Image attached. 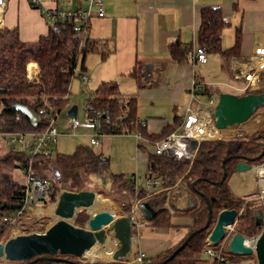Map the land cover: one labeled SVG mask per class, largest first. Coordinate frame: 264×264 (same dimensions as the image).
Returning <instances> with one entry per match:
<instances>
[{
  "label": "trees",
  "instance_id": "1",
  "mask_svg": "<svg viewBox=\"0 0 264 264\" xmlns=\"http://www.w3.org/2000/svg\"><path fill=\"white\" fill-rule=\"evenodd\" d=\"M90 20L91 18L87 21L81 19L57 21L53 26L48 27L45 35L29 43L19 39L16 29L0 28L1 131L11 133L44 131L47 121L38 115V110L42 108L45 100L56 115L68 109L70 84L75 77L80 79L84 74L86 56L96 54L101 60H105L112 52L107 40H95L89 37ZM229 26V22L223 17L219 7L203 8L200 11L196 42L197 47L205 48L206 53L218 55L222 71L231 77L230 61L240 59L241 30L240 27L235 29L233 45L223 49L222 32ZM77 27L82 29L76 31ZM168 52L173 61L177 64H184L191 57L192 47L173 42L169 45ZM33 64L38 70L37 79L30 81L27 78L26 68ZM78 67L79 71H77ZM128 75L136 80L138 87L146 86L147 82L142 81V67L136 65ZM248 94H264V90L247 91L244 95ZM86 104L89 107V110H86L89 117L96 118L99 114L96 126L98 135L139 134L148 144L152 145L174 132L173 127L167 125L159 134L149 135L144 122L137 118L136 98L121 96L116 82H102L87 99ZM22 109L36 114V122H33ZM175 121H178V124L181 123V120L175 119ZM263 146L264 122L250 139H219L201 142L192 162L157 157L152 152L148 154L149 174L153 180L161 183V188L172 187L177 181H181L199 199V207L185 215L190 220L188 235L196 233L182 251L165 264H211L209 260L202 259V250L218 213L223 210L236 211V220L233 225L236 229L235 233L245 238L259 233L254 223V212L261 207L256 194L235 197L231 192L229 181L239 162H245L250 166L264 162V156L258 159ZM138 148H141L140 144ZM102 160V156L96 154L90 146L79 145L71 155L67 156L60 155L54 150L50 158L35 156L31 159V175L44 177L51 181L53 193L49 201H54L58 192L56 182L43 175L41 170H46L47 167L54 168L61 175L58 182L62 188L78 192L83 186L80 176L97 175L103 163ZM29 161V156L24 152L11 154L5 150L0 151V243L9 237L11 231V226L2 223L1 219L19 210L22 206L24 187L12 179L10 171L18 169L20 165L26 167ZM110 180L112 184H118L121 189L130 190L131 197L142 199L141 201L150 205L156 212L152 221L154 227L160 229L171 227L172 215L164 206L165 192L151 194L145 190L144 186L137 185L135 188L131 178L124 175H111ZM116 206L120 214L119 206L117 204ZM99 210H101V204L95 212ZM209 211L211 220L209 226L205 228ZM87 219L88 217L81 212L74 223L82 228ZM23 230L26 233L25 231H30V227ZM183 241L173 248L148 258V264H164L163 262ZM217 246L224 245L220 242ZM225 255L228 262L239 259L227 250H225ZM56 258L60 261L37 258L38 260L33 264H121L116 262L88 263L72 256H57Z\"/></svg>",
  "mask_w": 264,
  "mask_h": 264
},
{
  "label": "crops",
  "instance_id": "2",
  "mask_svg": "<svg viewBox=\"0 0 264 264\" xmlns=\"http://www.w3.org/2000/svg\"><path fill=\"white\" fill-rule=\"evenodd\" d=\"M42 4L45 8L59 9L85 6L82 0H42ZM206 7H219L223 17L229 22L230 26L222 32V38L224 35L231 38L232 43L226 45L227 48L233 45L235 29L240 27V59L230 61V70L233 60L246 62L252 57L255 46L264 45V0H103L104 16L91 18L88 35L95 40H107L112 52L105 60L96 55L98 58H95L91 67L86 63L85 74H92L93 78L91 80L86 75L88 81L85 84L79 79L82 86L85 87L89 82H93L95 87L102 82H116L121 96L136 98L137 116L143 119L149 135L159 134L167 125L176 131L180 124L175 119H182L183 108L190 103L189 87L194 77L208 86L197 97L204 95L208 100L211 94L218 96L224 93L219 90L220 87L233 90L229 86L242 85V82L232 80L233 75L229 77L222 71L220 57L216 54L206 53L204 64L192 63L191 57L187 63L177 64L169 55L168 47L173 42L189 45L192 52L196 49L200 11ZM0 28L16 29L19 39L27 43L36 41L48 32L41 10L34 8L30 0H2ZM222 48L226 49L223 45ZM136 65L142 67V74L147 66L150 68V82L145 87H138L136 80L128 75ZM212 65L218 68L217 73H214L217 80H206L196 74V69H208ZM233 91L235 95H239ZM140 108H146L144 113L140 112ZM133 139L137 151V166L143 162L147 175L150 167L148 154L152 152V146L143 138ZM138 144L141 148H138ZM105 160L107 159L103 158L102 162L106 163ZM259 167L252 165L249 171L243 173L234 171L229 185L235 197L255 193L260 209L264 211V200H260L261 191L264 190L260 185L264 180L260 178L264 173L259 172ZM133 175L138 174H132L129 178ZM237 175L244 184L238 182ZM23 176L24 185L26 179ZM173 186L165 191L164 201L165 209L172 214L171 227L156 228L152 221L144 220L145 224L138 229V238L133 242L127 259L130 260L137 251L144 252L148 258L154 257L177 246L188 236L190 220L185 215L199 207V199L184 184ZM112 187L114 192H121L118 184H112ZM183 200L187 201L186 207L180 209L177 203ZM97 201L88 212L94 213L99 204L101 210L111 207L118 211L116 204L110 203L111 200L105 204L98 199ZM45 208L47 206L35 208L28 220L32 217H48L50 213L44 211ZM141 231L145 236L139 239ZM12 236L9 234V237Z\"/></svg>",
  "mask_w": 264,
  "mask_h": 264
},
{
  "label": "built area",
  "instance_id": "3",
  "mask_svg": "<svg viewBox=\"0 0 264 264\" xmlns=\"http://www.w3.org/2000/svg\"><path fill=\"white\" fill-rule=\"evenodd\" d=\"M85 6L82 7L77 5L74 9H59L57 7L45 8L42 4V0H30L32 6L37 7L41 10V14L46 21L47 26H53L57 21L81 19L87 21L88 19L96 16H104L103 0H82ZM2 0H0V5ZM82 28L77 27L75 30L80 31ZM191 60L195 64L206 63V50L203 47H196L191 54ZM27 78L31 80L37 79V67L34 64L32 70L29 65L26 68ZM232 80L242 82L241 86H229L235 90L239 95H244L247 91H255L264 89V45H257L254 47L252 57L246 62H238L233 60L231 62ZM150 68L147 66L142 74V81H150ZM80 81L86 83L88 78L84 75L81 76ZM205 85L198 77H194L189 87L190 103L183 108L182 119L177 130L172 132L166 138L152 143V153L157 157H163L170 160L181 161L187 160L192 162L196 156L197 149L203 141H215L219 139H238L245 138V136L252 131L255 125L251 122H255L253 115L246 123L234 128L233 134H227L223 131H219L214 126L212 114L202 110L198 104L194 103V99L204 91ZM217 101V95L211 94L209 96L208 104L213 105ZM86 110L89 107L86 106ZM38 115L42 116L47 121V127L44 131L33 133H11L3 132L0 130V151L5 150L8 153L16 154L24 152L29 156L30 161L26 167L20 165L18 168L20 171H25V184L23 185V197L22 206L19 210L4 216L1 222L9 224L11 226L10 235L15 236L16 230L20 228L22 221L28 220L31 213H34L35 208L45 207L54 205L57 196L54 201H49L52 195V184L51 181L44 177H35L31 175V159L35 156H44L50 158L54 154V145L58 137L59 129L56 124L57 115L52 112L48 103L43 101V106L38 110ZM97 114L96 118L89 117L86 114V121L80 123L76 117L68 118L67 124L68 129L74 134L75 130L91 129L95 131V135L90 140L91 146L98 145V133L96 132L97 126ZM18 119V118H16ZM251 123V124H250ZM248 124V125H247ZM244 125H247L244 127ZM257 126V125H256ZM252 127V128H251ZM136 140H140L139 134L134 135ZM195 141L197 143L196 148H192L190 143ZM140 177L133 175L131 177L134 187H137V183ZM145 183L144 188L151 194H158L165 192L168 188H161V183L158 180H153L151 175L148 173L144 176ZM184 184L181 181H177L173 187ZM185 185V184H184ZM186 186V185H185ZM260 200H264V190L262 189L260 194ZM47 203V204H45ZM140 199L132 198L127 205L122 204L125 210L124 216L130 217L132 224V241L135 242L138 238V229L145 224L142 219V213L139 210ZM231 229H226L225 238L221 244L224 246H212L208 241V237L203 246L202 254L206 256V259L211 264H227L228 260L225 255V250L228 251V240L227 232ZM118 248V243L114 246L113 252ZM113 254V253H112ZM110 261H99V263H111ZM91 263V262H90ZM116 263L121 264H148V257L144 252L137 251L134 256L129 259H121Z\"/></svg>",
  "mask_w": 264,
  "mask_h": 264
},
{
  "label": "water",
  "instance_id": "4",
  "mask_svg": "<svg viewBox=\"0 0 264 264\" xmlns=\"http://www.w3.org/2000/svg\"><path fill=\"white\" fill-rule=\"evenodd\" d=\"M261 107H264V94L235 95L220 93L217 96L216 106L212 111V119L217 130L227 134H233L234 128L246 123ZM33 122H36L37 115L22 109ZM77 109L75 106L68 108L66 116L75 118ZM192 148L197 143H190ZM264 156V146L258 159ZM251 166L245 162H239L235 171L243 173L249 171ZM25 175V171L22 172ZM225 177V174H224ZM96 193L89 190L72 192L63 190L59 193L53 205L55 221L43 232H32L8 237L0 243V259L6 262L20 264H33L38 259L60 261L57 256H72L83 259L86 251L95 245L108 249V243L114 238L118 248L112 254V261L118 262L126 259L132 249V224L130 217L120 216L115 209H103L89 217L85 227H77L72 224L81 212L91 208L95 201ZM143 220L153 221L156 212L147 202L139 205ZM209 208V207H208ZM255 226L258 235L247 239L239 233H234L228 242V252L237 257L252 256L255 264H264V211L259 209L254 212ZM211 212L208 213L209 226ZM236 220L235 210H223L218 213L215 223L208 236L212 246H217L224 238L225 231L232 227ZM107 228V230H106ZM190 233L183 243L163 263L171 261L187 242L193 237ZM247 241H253V247L247 245ZM38 258V259H37ZM95 263V262H91Z\"/></svg>",
  "mask_w": 264,
  "mask_h": 264
},
{
  "label": "rangeland",
  "instance_id": "5",
  "mask_svg": "<svg viewBox=\"0 0 264 264\" xmlns=\"http://www.w3.org/2000/svg\"><path fill=\"white\" fill-rule=\"evenodd\" d=\"M231 38L227 36H223L222 38V45L223 47L227 48L226 45H230ZM96 54H88L85 58L84 65L86 67V63L89 67L94 65V60H96ZM98 58V57H97ZM100 58V57H99ZM29 68L32 70L33 65L29 66ZM217 66H210V68H205L203 70H200L199 68L196 69V74L201 75L204 79H210L211 81L217 80L216 72ZM79 71V67L77 69ZM85 74V72H84ZM83 74V75H84ZM87 74H85L86 76ZM89 75V74H88ZM87 75V76H88ZM86 76V77H87ZM92 74L89 75L90 79L92 80L93 77H91ZM219 79V78H218ZM98 87V86H97ZM94 86L93 82H89L85 87L82 86L81 82L79 81L78 77H75L73 81L70 84V95H69V107L75 106L77 109V114H76V119L80 123H84L86 121V101L89 97H91L92 93L94 90L97 88ZM220 91L228 94H234L235 92L233 90L220 87ZM264 90V89H261ZM194 103L198 104L199 107L206 111L212 113L214 107L216 106V102L213 105L208 104V98L204 95H200L199 97L196 98ZM68 110V109H67ZM66 111L60 113L57 115L56 118V124L59 129V135L56 139V144L54 145V150L60 154V155H71L74 151L75 148L79 145L83 146H90L91 149L97 153V154H103L102 157L104 159H107L108 162L106 163H101L100 166V171L97 175L95 176H89V177H83L80 176V180L82 181V190H89L93 191L97 194L96 202L97 199L102 201V204L109 200H111L114 203H116L119 206V209L121 211L120 216H124L125 210L122 207V204L129 203L131 197L129 195L130 190L128 189H120L121 192H114V189L112 187V182L110 180L111 175H124L125 177H130L132 174H138L140 176V179L138 180L137 185L144 186L145 179L144 176L146 175V172L144 171L145 166L143 162L139 163V168L137 166L138 160H137V151H136V145H135V140L133 134L129 135H99L98 136V146H91L90 140L93 138L95 135V131L91 129H81L78 128L75 130L74 134L68 129V124L67 120L68 117L66 116ZM144 110L146 108H140V112L144 113ZM138 113V111H137ZM139 121H143V119H140L137 116ZM253 119H256L255 122H251L252 125H255L254 128L250 133H248L244 139H250L251 135L262 125L264 122V108H260L257 110L255 115L253 116ZM250 123V124H251ZM248 125V124H247ZM247 125H244L247 126ZM257 125V126H256ZM252 128V127H251ZM238 139H243V138H238ZM262 164L255 165V166H262ZM43 175L46 177L52 178L56 182V186L59 191L66 190L62 188L61 184L58 182L61 175H59L54 168L52 167H47L46 170H41ZM32 172V171H31ZM145 173V174H144ZM11 177L14 181L20 183L23 185L24 183V176L22 175L21 171L19 169H14L10 171ZM260 180H264V176L262 175ZM71 181V180H70ZM69 181V183H70ZM250 184L252 185V182L250 181ZM68 191V190H67ZM57 192V193H58ZM102 194V195H101ZM107 200V201H106ZM142 200V199H140ZM186 202L185 200L177 203L178 208L180 209H185L186 207ZM50 207V208H49ZM47 206V208L44 209V211L49 212L50 215L48 217H40V218H34L32 217L29 220H24L22 221V224L18 230H16L15 235H20V234H28L32 232H43L51 223L54 222V214L51 213V207L52 206ZM43 209V208H42ZM40 209V210H42ZM108 209H111L109 207ZM100 211V210H99ZM42 212V211H41ZM168 212V211H167ZM83 213L89 218L90 216H93L95 213H90L87 211H83ZM169 213V212H168ZM170 214V213H169ZM172 215V214H171ZM36 222H39V224H35ZM74 226H77L74 222H72ZM30 227V231H25L24 233V228ZM79 227V226H77ZM85 227V226H84ZM238 227V226H237ZM236 227V228H237ZM107 230V228H106ZM235 227L232 226L231 229L227 232V237L226 239L230 240L231 236L235 233ZM13 235V234H12ZM11 235V236H12ZM258 235V234H257ZM257 235L253 236L256 237ZM143 231L140 232L139 234V239H142L144 237ZM253 237L247 238L251 239ZM114 238H111L110 242L108 243L109 246L113 245ZM116 241V240H115ZM92 257L90 255H87L83 260L86 262H95L99 263L96 261H93L91 259ZM238 260H234L231 262H228L227 264H255V260L252 256L244 258V257H238ZM241 258V259H240ZM202 259H206V256H202ZM109 261V260H108ZM0 264H20V263H14V262H6V261H1Z\"/></svg>",
  "mask_w": 264,
  "mask_h": 264
},
{
  "label": "bare ground",
  "instance_id": "6",
  "mask_svg": "<svg viewBox=\"0 0 264 264\" xmlns=\"http://www.w3.org/2000/svg\"><path fill=\"white\" fill-rule=\"evenodd\" d=\"M255 169H256V168H255ZM258 170H259L260 173H261V172L264 173V165H262L261 167H259ZM258 170H257V171H258ZM237 180H238V182L244 184V182L241 181V180L239 179L238 175H237ZM260 185H262L263 188H264V181H261V184H260ZM241 190H242V189H241ZM96 198H97V194H96V196H95V201H96ZM95 201H94V203H95ZM93 205H94V204H93ZM89 209H90V208H89ZM89 209H88V210H89ZM50 212L53 213V205H52V207H51V211H50ZM90 217H91V216H90ZM246 243H247V245H249L250 247H253V246H252V245H253V241H247ZM115 244H116V241L114 240L112 246L107 245V246H109L108 249H104V248H102V247H100V246H98V245H95V246L92 247L90 250H88V251L85 252V254H84V258H85L87 255H90V256L92 257L91 259H92L93 261H96V262H98L99 260H101V261H108V260H109V261H110V260L112 259V253H113V249H114ZM1 261H3V260L0 259V262H1Z\"/></svg>",
  "mask_w": 264,
  "mask_h": 264
}]
</instances>
